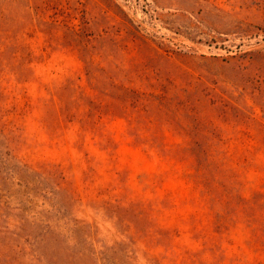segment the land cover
<instances>
[{"label":"rangeland","instance_id":"1","mask_svg":"<svg viewBox=\"0 0 264 264\" xmlns=\"http://www.w3.org/2000/svg\"><path fill=\"white\" fill-rule=\"evenodd\" d=\"M0 264H264V0H0Z\"/></svg>","mask_w":264,"mask_h":264}]
</instances>
